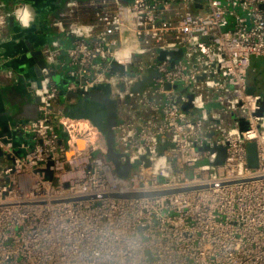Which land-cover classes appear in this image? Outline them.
Returning <instances> with one entry per match:
<instances>
[{
	"label": "built area",
	"instance_id": "built-area-1",
	"mask_svg": "<svg viewBox=\"0 0 264 264\" xmlns=\"http://www.w3.org/2000/svg\"><path fill=\"white\" fill-rule=\"evenodd\" d=\"M28 3L7 9L0 0V39L11 15L22 26L35 19ZM81 7L65 0L46 11L72 41L42 46L43 77L28 82L38 115L16 126L31 134V146L21 155L13 138L0 135L10 159L0 167V264H264L263 93L248 91L252 57H264V0H100L90 21L75 17ZM162 50L169 52L159 60ZM142 54L150 57L137 59ZM114 61L124 70L113 71ZM66 63L68 90L111 86L115 147L133 163L127 175L106 157L97 124L55 107L60 85L49 72ZM150 69L158 73L153 82L134 91ZM177 83L194 94L189 111ZM214 98L218 112L208 110ZM163 137L172 144L159 153ZM249 140L258 146L255 167ZM206 145H225L224 159L216 163ZM178 187L190 188L111 195Z\"/></svg>",
	"mask_w": 264,
	"mask_h": 264
},
{
	"label": "crops",
	"instance_id": "crops-1",
	"mask_svg": "<svg viewBox=\"0 0 264 264\" xmlns=\"http://www.w3.org/2000/svg\"><path fill=\"white\" fill-rule=\"evenodd\" d=\"M3 2L4 8H12L15 5H18L23 2L32 3L35 11V19L31 22V27L25 28L20 35V40L15 38V30L16 27L14 25H10L8 23L5 28V33L3 35V39L5 41L6 52L11 53L13 49L15 50H23V54L21 56L20 53L16 54L18 59H14L10 63V65H6L0 68V125H3V130L0 131H8L10 133L9 137L13 138L15 142L16 149L19 147L22 150V147L25 142L31 144L32 136L30 133H26L25 131L22 136H17L13 131V121L16 119H23L31 116L38 115L37 104H35L34 93L31 88V84L28 82L33 80L32 76H38L39 73L37 71L38 62L34 55L29 51V45H33L36 49L41 47L43 44L50 42L54 38H60L62 43L65 46L71 44V37L56 23L52 22L47 18L46 11L47 10H56L63 6L65 0H1ZM82 7L79 8L76 14V18L82 21H90L92 19V10L94 5L99 3L100 0H81ZM114 1V0H113ZM56 5V6H55ZM171 12V11H170ZM20 26V25H17ZM14 36V37H13ZM17 48V49H16ZM27 55V56H26ZM146 56V59L150 56L147 54H142ZM138 56L137 59L141 60V56ZM256 57H261L264 60V57L254 55L251 60V66L248 72V82L249 85H257V91H264V76L262 70L256 72ZM62 58L66 59V54H62ZM145 59V60H146ZM7 61V60H6ZM17 67V72L14 70L13 66ZM69 64H65L61 68H59L56 72L61 75V80L64 78L72 79V76L69 75V72L65 69ZM10 71H12V75H10ZM255 73V74H253ZM19 76L21 77L19 79ZM19 79V80H18ZM58 83V80L55 79ZM59 84V83H58ZM216 95V94H215ZM216 97V96H215ZM214 98L209 100L208 110L211 111H220L222 105ZM66 104L61 101L59 96L56 101L55 107L65 109ZM86 110L75 109L73 113H70L69 116L71 118H80L82 120H86L87 118L92 120V110L93 103H89L86 105ZM15 109V110H14ZM92 109V110H91ZM222 120L226 122H232L230 119V113L222 111ZM68 114V113H67ZM86 117V118H84ZM89 119V120H90ZM2 129V128H1ZM60 131L61 127H59ZM169 141L167 137H163V142ZM24 151V150H22ZM0 167L3 163L9 162L10 159L6 158L4 155H0Z\"/></svg>",
	"mask_w": 264,
	"mask_h": 264
},
{
	"label": "water",
	"instance_id": "water-1",
	"mask_svg": "<svg viewBox=\"0 0 264 264\" xmlns=\"http://www.w3.org/2000/svg\"><path fill=\"white\" fill-rule=\"evenodd\" d=\"M196 1H198V0H196ZM9 23H10V25H14L16 27V30H15L16 33L14 36L18 40H20V36H19L20 34L19 33H21V31H23L25 28L31 27V24L27 25V26L20 25L18 23V21L15 20V16H13V15H11L9 17ZM17 25H20V26H17ZM29 48L31 51H29L30 53H27V55H29V54L34 55V57H36V60L38 62L37 71L39 73V77L38 76H34V77L32 76V79L40 81L43 77L42 68L44 66H46L44 54L42 53L41 47H38L35 49L33 47V45L30 44ZM6 51L7 50L5 48V41L2 38V39H0V68L3 66H6V65L7 66L10 65V63H8V62H10V61L12 62L14 59H18V57H16L17 53H20L21 56L23 54L22 53L23 50H18V49L17 50L13 49L11 51V53H8ZM168 52H169L168 50H162L158 59L159 60L163 59ZM181 56H182V50H178V51L171 53L172 63H174L175 60L180 58ZM13 67H14V70L17 72L18 66L15 65ZM112 70L113 71H115V70L123 71L124 66L122 64H119L117 61H114L112 64ZM49 75H51L54 79L58 80V83L60 85L59 94H60L61 101L66 104L65 109H64V111L66 113H68L70 111V109H72L74 107H76L75 109L86 110V108H87L86 105L89 104L90 102L93 104H96L99 107V110H97V115H92V117L94 119L95 124H97L99 126V128L104 132V134L106 136L107 144H108V150L106 153V157L113 161V163L115 164L116 170L121 175H127L128 172L130 171V169L133 167V163L129 160L122 162L119 158L121 153L119 151H117L116 147H115L116 132H115L114 126L117 124V121H118V103H117V99L112 96L111 86L109 84H100V85H96V86L92 87L89 90L77 89L75 91H72V90L67 89L68 83L71 80L70 78H64L63 80H61L60 79L61 75L59 73H57L55 70H51L49 72ZM155 75H158L157 71L155 69H150L148 74L143 75V77L136 82V84L133 87V90L134 91L143 90L145 87V84L147 82H149V83L153 82V77ZM20 78L21 77L19 76V79ZM166 86L168 88H170L172 85L170 82H168L166 84ZM174 87L177 89V92L184 91V92H187V94L189 95L190 99L188 101L182 102V104H181L182 108L185 111H189L190 107H192L191 99L194 97V94L192 92L188 91L187 87H182L179 83L174 84ZM256 90H257V85H249L248 86V91L254 92ZM33 93H34V100L36 102L35 104H37L39 97H38V95L35 94V92H33ZM262 93H263V98L260 101V107L257 110V114H261L264 111V91ZM79 95L83 96L84 102H82V101L76 102L75 101L72 103H68V101L70 99H72L74 97H78ZM127 100H129V96H127ZM75 109H73V110H75ZM35 117L36 116H31V117L23 118L20 120L19 119L14 120L13 121V123H14L13 124V126H14L13 131L16 133V135L22 136L24 134V132H23L24 130L22 131L21 128L16 127L17 125H21V124H23V123H25V122H27L30 119H33ZM239 124H240L241 130L248 128V120L245 117H241L239 119ZM0 130H3V125L2 126L0 125ZM0 135L5 140L6 137H9L10 133H8V131H0ZM171 144L172 143L170 141L162 142L159 145L158 152L162 153L163 150ZM30 146H31V144H28L25 142V144L23 146H21L22 150H24V151L20 150V148L18 147L16 149V152L21 154V155H24ZM205 148H209L212 151H217V157L215 159L216 163L221 162L226 155L225 145H214L213 147L206 145ZM246 148H247L248 165L252 166V167L258 166L259 165V157H258L257 142L255 140L247 141ZM2 152L3 151L0 149V155L3 154ZM142 158L145 159L147 164L150 163V159L146 155H143ZM50 164H51V162H48V166L45 168V172L47 173V175L52 176L53 173H52L51 169L49 168ZM189 188L190 187H178V188H174V189L147 191V192H143V191L115 192V193H112L111 195L120 196V197H136V196H142V195L161 194V193H165V192L184 190V189H189ZM87 197H90V196H87Z\"/></svg>",
	"mask_w": 264,
	"mask_h": 264
},
{
	"label": "rangeland",
	"instance_id": "rangeland-1",
	"mask_svg": "<svg viewBox=\"0 0 264 264\" xmlns=\"http://www.w3.org/2000/svg\"><path fill=\"white\" fill-rule=\"evenodd\" d=\"M144 59H146V56H144V55H142L141 56V60H144ZM256 61H257V64H256V68H255V71L256 72H258V71H260V70H262V73H263V76H264V60L261 58V57H256ZM66 67H68V68H65L67 71H69L70 69H72L73 67L72 66H70V65H67ZM253 74H255V73H253ZM122 85H123V82H122ZM84 102V98H83V96H81V95H79L78 97H74V98H72V99H70L69 101H68V103H72V102ZM76 107H74V108H72V109H70V111L68 112V114H70V113H73V109H75ZM93 110H94V113H92V115H97V110H99V107L96 105V104H93ZM84 118H86V117H84ZM93 118V117H92ZM88 119H86V121H87ZM83 121V120H82ZM84 122V121H83ZM90 122V123H89ZM89 122L87 121V123L88 124H91V123H95L94 122V120L92 119H90L89 120ZM211 147H213V146H211ZM1 158V157H0Z\"/></svg>",
	"mask_w": 264,
	"mask_h": 264
},
{
	"label": "bare ground",
	"instance_id": "bare-ground-1",
	"mask_svg": "<svg viewBox=\"0 0 264 264\" xmlns=\"http://www.w3.org/2000/svg\"><path fill=\"white\" fill-rule=\"evenodd\" d=\"M32 8V3H28V9ZM86 121V120H84Z\"/></svg>",
	"mask_w": 264,
	"mask_h": 264
},
{
	"label": "flooded vegetation",
	"instance_id": "flooded-vegetation-1",
	"mask_svg": "<svg viewBox=\"0 0 264 264\" xmlns=\"http://www.w3.org/2000/svg\"><path fill=\"white\" fill-rule=\"evenodd\" d=\"M90 107H93V106H90ZM92 110V109H91ZM92 113H94V110H92Z\"/></svg>",
	"mask_w": 264,
	"mask_h": 264
},
{
	"label": "trees",
	"instance_id": "trees-1",
	"mask_svg": "<svg viewBox=\"0 0 264 264\" xmlns=\"http://www.w3.org/2000/svg\"><path fill=\"white\" fill-rule=\"evenodd\" d=\"M55 104H56V102H55ZM92 118V117H91ZM93 119V118H92ZM94 120V119H93Z\"/></svg>",
	"mask_w": 264,
	"mask_h": 264
}]
</instances>
